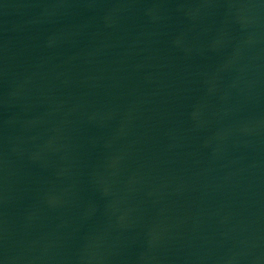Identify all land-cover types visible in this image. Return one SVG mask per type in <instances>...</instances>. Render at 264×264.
<instances>
[{
    "label": "water",
    "instance_id": "1",
    "mask_svg": "<svg viewBox=\"0 0 264 264\" xmlns=\"http://www.w3.org/2000/svg\"><path fill=\"white\" fill-rule=\"evenodd\" d=\"M0 264H264V0H0Z\"/></svg>",
    "mask_w": 264,
    "mask_h": 264
}]
</instances>
